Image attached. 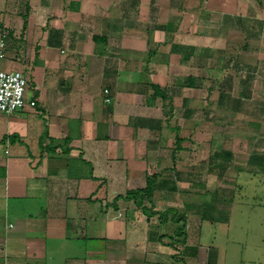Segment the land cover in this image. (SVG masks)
<instances>
[{
  "label": "crops",
  "instance_id": "1",
  "mask_svg": "<svg viewBox=\"0 0 264 264\" xmlns=\"http://www.w3.org/2000/svg\"><path fill=\"white\" fill-rule=\"evenodd\" d=\"M186 3L0 0L4 65L27 79L24 106L0 112V264H209L216 256L196 226L227 185L223 178L210 189L209 169L189 170L193 137L183 131L212 119L194 120L197 86L186 82L195 77L186 71L194 67V15ZM252 4L250 85L237 100L250 99V119H241L257 160L264 0ZM152 173L149 199L123 196ZM194 175L203 182L181 185Z\"/></svg>",
  "mask_w": 264,
  "mask_h": 264
},
{
  "label": "rangeland",
  "instance_id": "2",
  "mask_svg": "<svg viewBox=\"0 0 264 264\" xmlns=\"http://www.w3.org/2000/svg\"><path fill=\"white\" fill-rule=\"evenodd\" d=\"M252 3L253 0H187L186 3L194 15L195 50L191 62L194 67L186 69L196 77L194 120L202 121L204 116L212 119L210 126L206 123L204 128L196 127L193 133L183 131L193 137L189 143L193 151L189 170L202 174L203 169H209L210 189L223 178L227 185L216 209L210 206L201 209L208 214L196 226L201 242L218 248L216 256H207L209 264H264V159L256 160L251 154L254 150L248 142L250 127L241 119H250V99L237 100L239 89L250 85L251 35L256 23L252 20ZM21 4V8L12 10H24V3ZM17 19H24L23 13ZM9 59L5 54L0 57L2 68H12L4 65ZM220 91L226 95L221 102ZM225 104L230 107H222ZM242 104L243 116L236 113ZM219 150L231 151V157L214 155ZM192 154L189 153L191 157ZM240 167L243 170L234 174ZM202 176H191L193 182L181 185H198L203 182ZM197 198L198 194L194 199Z\"/></svg>",
  "mask_w": 264,
  "mask_h": 264
},
{
  "label": "built area",
  "instance_id": "3",
  "mask_svg": "<svg viewBox=\"0 0 264 264\" xmlns=\"http://www.w3.org/2000/svg\"><path fill=\"white\" fill-rule=\"evenodd\" d=\"M4 32L0 33V57L4 56L5 44ZM27 79L26 76L19 70L0 68V112H12L15 109L23 107L26 98ZM104 101L110 102V91L107 87L103 89ZM30 105L35 104V100H28Z\"/></svg>",
  "mask_w": 264,
  "mask_h": 264
},
{
  "label": "trees",
  "instance_id": "4",
  "mask_svg": "<svg viewBox=\"0 0 264 264\" xmlns=\"http://www.w3.org/2000/svg\"><path fill=\"white\" fill-rule=\"evenodd\" d=\"M186 82L194 85L195 84V77H191L190 75L186 78ZM226 96L224 95V92L219 93V99L218 101H222V98ZM177 145L179 144L180 138L177 137ZM214 155H222L224 158H229L231 157V151L228 150H219L215 151ZM157 175L152 173L146 177V184L145 186L137 189H128L125 194L123 195L124 197L128 199H133L134 201L138 202L139 200L142 201L144 198L149 199L150 196L153 193L154 190V184L156 181Z\"/></svg>",
  "mask_w": 264,
  "mask_h": 264
}]
</instances>
